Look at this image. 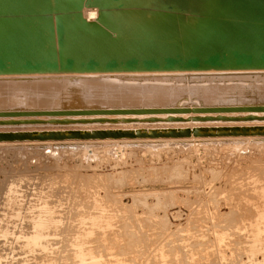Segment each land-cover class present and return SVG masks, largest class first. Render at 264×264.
<instances>
[{
    "label": "bare ground",
    "instance_id": "obj_1",
    "mask_svg": "<svg viewBox=\"0 0 264 264\" xmlns=\"http://www.w3.org/2000/svg\"><path fill=\"white\" fill-rule=\"evenodd\" d=\"M248 1L25 0L24 22L0 16V58L10 60L0 73V144L264 137V17L242 11ZM13 6L20 1L0 0L4 12ZM84 9H97L86 15L95 21ZM237 52L254 63L230 64ZM215 53L227 63H207ZM27 60L35 72L23 68ZM86 126L117 128L5 131Z\"/></svg>",
    "mask_w": 264,
    "mask_h": 264
},
{
    "label": "rangeland",
    "instance_id": "obj_2",
    "mask_svg": "<svg viewBox=\"0 0 264 264\" xmlns=\"http://www.w3.org/2000/svg\"><path fill=\"white\" fill-rule=\"evenodd\" d=\"M263 211L264 137L0 144L1 264H264Z\"/></svg>",
    "mask_w": 264,
    "mask_h": 264
},
{
    "label": "water",
    "instance_id": "obj_3",
    "mask_svg": "<svg viewBox=\"0 0 264 264\" xmlns=\"http://www.w3.org/2000/svg\"><path fill=\"white\" fill-rule=\"evenodd\" d=\"M19 1H20L21 7H19L17 9V8H15V6H13L14 7V10H9L8 9L5 12L2 11V10H0V16L5 15L4 18H14V17L19 18L17 20L18 22H16V20H13L12 19L11 21H15L14 23L24 22V17L26 16L25 15V12H23V10L25 8L24 7L25 0H19ZM248 3H249L248 7L245 8L244 10L242 9V11H244L247 15H253V14H255L257 16H261L262 15V17H264V2L263 1H260V0H250V1H248ZM257 6H259V10H258V12L254 13V10H255V8ZM218 20H220V21H228L230 23L235 21V20H232V19H218ZM241 23L246 24V25H250L249 28L251 30H254L253 25L258 24L257 21H248V20H244ZM226 35H227V33H226ZM1 36H0V41H1L0 44L2 45V44H5V43H3L4 36H2V37ZM215 37H218V34H216ZM57 38H58V35H57ZM3 46H1V47H3ZM171 46H173V45H171ZM224 56H225L224 58L222 57V59H223V61H222V59L220 58V56H218V54L215 53V54L211 55L209 58H207L205 60H206L207 63L211 62V64H220V63L221 64H225V63H227L226 62L227 56H226V54ZM259 57H261V60L260 61L264 64V59H263L264 58V53H262ZM171 60L172 61H175L173 58H171ZM189 61L191 62V64L193 63L196 66L199 65V64H201V62L198 61V58H190ZM253 61L254 60H253L252 56H250L248 53L242 52V53H238V56L236 58H234L233 61H231L230 64H232V63H236L237 64L238 63L241 66H243V65L251 66L254 63ZM0 64H1V66H0V73H4V72H6V69L8 68V66H10V60H8V62H4V59L0 58ZM27 64H28L29 67H26ZM57 65H58V63L51 62V61H49V62L46 63V67L50 71H55V68H57ZM74 65H75V62L72 59H65L64 60V66H65V69L67 71H69V72L70 71H73ZM115 65L116 64H114V63L113 64L109 63L107 70L108 71H113V69H115V68L110 69V67L111 66H115ZM155 65L158 66L157 64H155ZM173 66H175V65L173 64ZM35 67H39L38 64L36 62H31L29 60H27V62L23 64V68L25 70L29 71V72H35L36 71L35 70ZM95 68H96V63L94 61H91L90 63H88L86 71L93 72ZM190 68L191 69H197V68H194V67H190ZM210 68H215V67L212 66ZM150 70H156V69L152 68Z\"/></svg>",
    "mask_w": 264,
    "mask_h": 264
}]
</instances>
